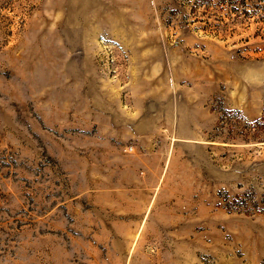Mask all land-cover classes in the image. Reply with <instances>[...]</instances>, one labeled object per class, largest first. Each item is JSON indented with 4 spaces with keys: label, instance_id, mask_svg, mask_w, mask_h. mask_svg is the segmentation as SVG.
Listing matches in <instances>:
<instances>
[{
    "label": "rangeland",
    "instance_id": "obj_1",
    "mask_svg": "<svg viewBox=\"0 0 264 264\" xmlns=\"http://www.w3.org/2000/svg\"><path fill=\"white\" fill-rule=\"evenodd\" d=\"M0 264H264V0H0Z\"/></svg>",
    "mask_w": 264,
    "mask_h": 264
}]
</instances>
